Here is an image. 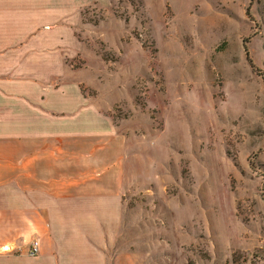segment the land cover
Wrapping results in <instances>:
<instances>
[{"label": "rangeland", "instance_id": "374dc122", "mask_svg": "<svg viewBox=\"0 0 264 264\" xmlns=\"http://www.w3.org/2000/svg\"><path fill=\"white\" fill-rule=\"evenodd\" d=\"M74 18L71 75L130 150L122 247L264 264V0H84Z\"/></svg>", "mask_w": 264, "mask_h": 264}, {"label": "crops", "instance_id": "0c3cea01", "mask_svg": "<svg viewBox=\"0 0 264 264\" xmlns=\"http://www.w3.org/2000/svg\"><path fill=\"white\" fill-rule=\"evenodd\" d=\"M83 2L0 0V264H153L122 247L127 141L66 63Z\"/></svg>", "mask_w": 264, "mask_h": 264}, {"label": "built area", "instance_id": "2783aa9c", "mask_svg": "<svg viewBox=\"0 0 264 264\" xmlns=\"http://www.w3.org/2000/svg\"><path fill=\"white\" fill-rule=\"evenodd\" d=\"M7 250H9L8 246L5 247ZM40 244L37 240L32 241L31 248L29 249V255L36 256L39 253Z\"/></svg>", "mask_w": 264, "mask_h": 264}]
</instances>
